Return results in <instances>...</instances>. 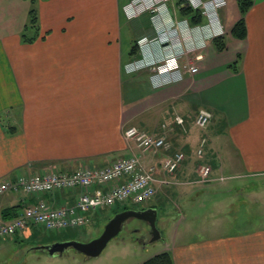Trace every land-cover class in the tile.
I'll use <instances>...</instances> for the list:
<instances>
[{
    "label": "crops",
    "instance_id": "obj_1",
    "mask_svg": "<svg viewBox=\"0 0 264 264\" xmlns=\"http://www.w3.org/2000/svg\"><path fill=\"white\" fill-rule=\"evenodd\" d=\"M128 4L0 0V181L28 172L101 167L131 155L146 166H158L163 157L180 150L185 157L171 183L158 186L157 196L140 207L159 213L167 211L166 202L173 203L171 237L164 250L171 252L175 264H264V184L247 180H264V0H254L245 14V38L221 29V21L209 14L211 29L203 32L223 35L226 48L218 51L210 38L198 50L188 49L181 61L198 70L158 83L151 78L149 64L168 55L174 42L183 40L190 48L192 38L201 35L155 25L133 29L139 34L127 46L123 35L128 32L122 25L131 20L125 14ZM31 8L38 15V30L29 25ZM228 8L234 25L241 16L237 0ZM25 29L38 36L25 42ZM202 108L213 114L205 128L195 122ZM128 125L166 133L170 148L156 155L141 153L124 135ZM199 163L212 167L214 180L198 182ZM157 172L163 177L160 169ZM221 175L231 177L221 181ZM82 191L6 192L0 196V223L11 219L4 217V209L21 204L22 211L27 202L42 199L51 207L73 204ZM107 209L123 211L104 208L95 214L102 216ZM259 220L263 223L256 224ZM144 222L149 234L151 228ZM31 226L15 237L34 238Z\"/></svg>",
    "mask_w": 264,
    "mask_h": 264
},
{
    "label": "built area",
    "instance_id": "obj_2",
    "mask_svg": "<svg viewBox=\"0 0 264 264\" xmlns=\"http://www.w3.org/2000/svg\"><path fill=\"white\" fill-rule=\"evenodd\" d=\"M195 30L203 31L188 29V32L193 34ZM210 36L203 32L198 40L192 38V46L189 49L194 51L204 46ZM175 50L172 48L171 53L162 60L149 64L154 82L158 83L159 80L170 82L176 80L181 73H195L198 70L197 66L181 61L185 51ZM196 57L200 58V55ZM212 117L210 110L202 108L196 116V125L205 128ZM176 121L183 123L179 116L176 117ZM124 135L134 141L141 153L156 155L162 149H169L171 145L166 133L152 132L137 125L126 126ZM204 142L205 139L197 151L199 157L203 155ZM184 157V152L179 150L163 157L158 166L154 164L146 166L139 156L131 155L101 167H81L72 172L43 170L28 172L16 178H6L0 181V196L6 192H25L33 195L75 188H81L83 191L73 204L65 203L51 207L43 199L27 202L18 216L0 223V236H15L31 224L47 231H67L69 228L86 226L92 214L98 213L101 209L149 201L156 195L158 186L171 183V176L180 167ZM158 169L163 172V177L156 175ZM197 175L200 183L215 179L212 177V167L206 163L198 165ZM229 177L231 176L221 175L218 179L222 181ZM91 187L93 190H88Z\"/></svg>",
    "mask_w": 264,
    "mask_h": 264
},
{
    "label": "rangeland",
    "instance_id": "obj_3",
    "mask_svg": "<svg viewBox=\"0 0 264 264\" xmlns=\"http://www.w3.org/2000/svg\"><path fill=\"white\" fill-rule=\"evenodd\" d=\"M156 1L120 0L122 5L125 2L129 3L125 14L128 19H131L124 20L122 25L123 29H127L128 32L123 35V43L125 45H133L135 42V38L139 33L133 29H156L155 25L158 29H199L204 27H206L205 29H211L207 26L209 25L208 21H210V18H208L209 14L215 16V22H218L217 20L221 21V29H231L234 22L231 8H228L231 0H162L160 1V6ZM215 1L217 6L212 7ZM182 7H191L193 12L195 9H201V21L199 22L192 18L188 13L184 14L180 10ZM104 17L105 15L102 13L101 23L103 25H105ZM161 38L165 41L168 39L165 36H161ZM208 42L209 40L207 39L206 44ZM173 45V49H177L175 51H181L179 49L185 51L183 57L186 55V50L189 49V47L184 45L183 40L174 42ZM196 56H199V54ZM196 58L198 59V57ZM160 158L162 157L158 156V159ZM156 175L158 176V172H156ZM256 179L247 178L253 185L264 184L263 177ZM236 181L238 179L226 181L225 184L235 183ZM149 202H131L128 206L130 209H140L141 206L147 205ZM165 206L167 211L160 209L157 221L158 229L162 231L163 236L161 235L160 239L153 242H150V231L148 234L146 230L148 225L146 224L145 227V222L142 219L131 217L125 221L120 233L109 241L105 249L98 256H87L73 247L67 248L62 254L54 255L40 248V246L46 245L42 242L43 239L52 242L60 240L87 242L98 237L109 219L116 214L115 209H107L102 216L95 214L89 225L69 228L67 231L57 235L55 233L47 235L44 230L31 226L32 228L30 227L29 229L31 233H34V238L26 237L24 234H20L17 237L0 236V264H139L150 256L163 251L167 246V241L171 237L175 207L171 201L166 202ZM263 212L264 208L261 209L260 213L263 214ZM163 214L167 216L161 219ZM164 220L166 221L165 227L162 226V221ZM262 223L263 221L259 220L256 224ZM136 228H140V231H137ZM146 233L147 237L138 238L140 234ZM138 239L147 243L143 245Z\"/></svg>",
    "mask_w": 264,
    "mask_h": 264
},
{
    "label": "water",
    "instance_id": "obj_4",
    "mask_svg": "<svg viewBox=\"0 0 264 264\" xmlns=\"http://www.w3.org/2000/svg\"><path fill=\"white\" fill-rule=\"evenodd\" d=\"M158 211L156 208L148 209H126L116 213L109 221L106 223L102 233L87 242H79L75 240L66 241H56L50 244L40 246V248L45 249L49 254H62L67 248L73 247L74 249L84 253L87 256H98L105 249L109 241L116 237L123 228V224L126 220L131 217H136L146 221L151 230L150 242H153L161 238L160 231L157 227Z\"/></svg>",
    "mask_w": 264,
    "mask_h": 264
},
{
    "label": "trees",
    "instance_id": "obj_5",
    "mask_svg": "<svg viewBox=\"0 0 264 264\" xmlns=\"http://www.w3.org/2000/svg\"><path fill=\"white\" fill-rule=\"evenodd\" d=\"M253 2H254V0H237V5H238L241 16L231 28V34L233 36H235L237 38H245L246 37L247 29H246L244 17H245V14L248 12V10L251 8ZM180 10L183 11L184 14L188 13V15H191L192 18L196 19L199 22L202 19V18H200L202 16V13H200V12H202L201 9H197V10L195 9L193 12L191 7H186V8L182 7ZM30 14H31V17H30V24L29 25L34 27L36 30H38L39 29L38 15L36 13L35 8L30 9ZM30 30L31 29H25L24 32H22V39L25 42H31L38 36L37 34L36 35L32 34L30 32ZM213 44L218 51L224 50L226 48L225 37L223 35L215 36L213 38ZM135 49H136V46L134 45V47L132 48L133 52L135 51ZM239 58H240V54L238 55V58L231 64V66H235L237 64ZM21 207H22V205L20 204L18 206H13L11 208L4 209L3 210L4 217L13 218V217L18 216L21 213V211H20ZM117 207L120 208L117 211L129 208L128 205H123V207L117 205ZM36 227H38V226H36ZM38 228H41V227H38ZM139 264H175V263H174V260L172 258L171 252L168 250H163L161 252H158V253L150 256L149 258H147L146 260H144L143 262H141Z\"/></svg>",
    "mask_w": 264,
    "mask_h": 264
},
{
    "label": "bare ground",
    "instance_id": "obj_6",
    "mask_svg": "<svg viewBox=\"0 0 264 264\" xmlns=\"http://www.w3.org/2000/svg\"><path fill=\"white\" fill-rule=\"evenodd\" d=\"M206 27H204V28H199V29H205ZM203 33V31L201 32H198V35H201Z\"/></svg>",
    "mask_w": 264,
    "mask_h": 264
},
{
    "label": "flooded vegetation",
    "instance_id": "obj_7",
    "mask_svg": "<svg viewBox=\"0 0 264 264\" xmlns=\"http://www.w3.org/2000/svg\"><path fill=\"white\" fill-rule=\"evenodd\" d=\"M139 240V239H138ZM140 241V240H139ZM143 245H145L146 244V242H142V241H140Z\"/></svg>",
    "mask_w": 264,
    "mask_h": 264
}]
</instances>
